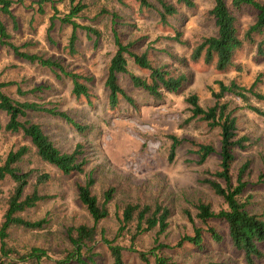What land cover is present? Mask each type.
<instances>
[{
	"label": "rangeland",
	"instance_id": "1",
	"mask_svg": "<svg viewBox=\"0 0 264 264\" xmlns=\"http://www.w3.org/2000/svg\"><path fill=\"white\" fill-rule=\"evenodd\" d=\"M15 1L13 7L19 28L15 29L7 17L4 19L12 36L11 41L32 52L64 57L71 67L92 74L95 81L92 85L91 102L85 99L78 101L71 94L72 85L69 81L57 80L53 72L39 64L20 61L0 44V82L9 83L4 87L6 93L20 101L52 103L60 109L68 110L73 118L90 126L87 131L80 132L69 123L50 115L35 114L31 117L45 127L63 151H72L78 143L84 144L88 162L85 173L65 176L57 168L42 162L31 146L21 163V169L34 171L30 177L31 184L35 182L38 172L51 175L41 190L49 198L26 210L23 215L32 220L47 216L50 222L43 230L14 228L9 244L22 252L29 251L32 247L44 248L48 255L42 264H80L76 260H63L70 257L68 229L82 223L94 225L87 209L78 200L75 184L77 181L84 182L86 173L93 171L96 183L92 190L100 201L109 186L116 188L115 197L109 203V216L97 224L99 233L94 249L97 264H112L113 259L102 241L100 231L105 229L107 237L115 239L122 209L130 201L152 205L163 203L171 210L169 227L165 232L159 234L156 228L137 237L135 246L139 251H149L156 238L174 246L183 235L192 234L194 227L199 226L205 231L202 250L186 244L181 248L164 250L165 254L172 257L176 264H246L240 254L212 240L208 230L212 227L222 231L225 229L224 223L211 220L203 224L195 217V203L199 200L211 203L216 211L225 208L226 204L202 181L208 170L215 171L219 168L220 131L199 118H192L187 97L196 93L200 104L207 108L215 102L212 92L219 91L217 81L228 84L232 80L249 87L258 79L257 89L264 93V57L256 53L254 46L246 45L236 53L235 61L240 65L237 70L233 68L219 71L202 60H190L187 66L170 61L173 67L181 68L189 74L190 82L179 93L164 92L161 99H154L148 92L133 87L130 77L121 74L120 83L134 98L137 106L121 98L117 108L112 109L105 81L108 65L116 50L111 30L113 12H118L130 23V26L122 29L126 38L135 42L134 48L137 51L149 49L157 58L168 62L167 56L160 52L163 48L189 57L191 47L169 39L175 34L172 26H163L157 12L141 9L138 0H83L87 9L78 21L96 27L102 35L95 44V39L87 38L85 31L79 29V54L73 57L68 55L67 49L71 27L57 21L55 27L49 33L47 31L50 17L54 13L51 3H45L42 12L37 0ZM194 1L195 8L182 7L177 19L171 21L191 46L202 37L214 35L217 31L207 13L214 6V0ZM55 5L61 13L66 11V4L56 2ZM250 20L249 17L244 18L243 26ZM128 67L131 72L142 76L149 74L138 67L131 57H128ZM43 85H51L52 88L34 92L35 87ZM222 100L232 101L241 107L237 112L238 133L249 138L247 149L236 151L233 176L236 179L242 165L250 161L243 178L249 182L248 193L253 195L248 206L253 212L264 214V184L260 177L264 172V113L250 110L241 99L229 93ZM250 102L264 111V102L254 98ZM5 121L6 117L3 115L0 128V165L11 150L20 145H30L29 139L21 134L6 132ZM173 135L180 142L173 158H170ZM201 143L212 144L216 149L203 163L199 162L196 154L197 144ZM31 184L27 192L31 191ZM12 187L10 179L0 181V222ZM186 209H189L194 221L188 218ZM133 225L134 223L129 230L117 237L116 243L126 247L127 264H147L138 252L127 249L131 243ZM150 258L151 261L154 260V257Z\"/></svg>",
	"mask_w": 264,
	"mask_h": 264
},
{
	"label": "trees",
	"instance_id": "2",
	"mask_svg": "<svg viewBox=\"0 0 264 264\" xmlns=\"http://www.w3.org/2000/svg\"><path fill=\"white\" fill-rule=\"evenodd\" d=\"M40 11L42 6L51 3L54 9L50 17L48 33L55 27L58 21L61 25L71 27V35L67 45L68 55L79 54V29L85 31L87 38L95 39L96 44L102 32L92 25L81 24L78 19L85 14L87 4L83 0H37ZM66 4V11L61 13L55 3ZM141 9L154 10L163 26H172L175 34L169 39L191 47L189 57L178 55L163 48V53L169 59L168 62L157 58L149 49L137 51L135 42L126 38L123 27L130 26L118 12L112 15V36L115 45V53L108 65L105 85L109 91V104L116 109L121 98L131 105L137 106L134 98L120 83L119 75L126 74L130 77L133 87L148 92L154 99H161L164 92L179 93L190 82L189 74L172 63L187 66L190 60L200 61L213 66L219 71H226L240 65L235 61L236 53L246 45L254 46L256 53L264 57V0H214V6L207 12L209 18L214 22L217 29L214 35L204 36L199 42L191 46L183 34L172 24L177 19L182 7L195 8L194 0H138ZM15 0H0V44L8 48L20 61L39 64L54 73L55 78L60 81L67 80L71 83V94L76 100H88L91 102L92 85L95 77L86 72L71 67L64 57L55 55H44L29 51L11 41V33L7 28L5 18L12 21L15 29L19 28L17 16L13 5ZM249 17L251 20L243 26V19ZM29 45V44H27ZM153 54V55H152ZM128 57L134 59L135 64L149 72L148 75L131 72L128 67ZM171 61V62H170ZM219 91H213L215 97L213 105L205 108L199 102V96L191 93L187 102L191 106L192 118L205 121L211 128L220 131V163L215 171H207L203 178L214 194L222 198L226 207L216 211L211 203L199 200L195 203V217L203 224L211 220H219L225 224V229L220 231L216 228L208 230L212 240L232 252L240 254L246 264L264 263V214L250 210L249 206L253 195L249 194V182L244 180V175L249 168L250 161L245 162L239 170L236 179L233 176V165L237 158V150H245L248 147L247 136L238 133V110L239 105L229 100H222L229 93L241 99L250 110L263 114L259 107L250 102L251 98L264 102V93L257 89L258 79L249 87L243 86L232 80L230 83L217 81ZM9 83L0 82V128L2 127V116L6 117L4 129L11 134H21L29 139L30 145H20L11 150L4 162L0 165V181L10 179L13 182L11 193L7 199V206L0 222V264H42L47 257V251L42 247H32L29 251L22 252L9 244L11 231L14 228L27 230H43L50 222L47 216L32 220L25 218L23 213L35 207L39 202L49 198L42 193V187L49 181L51 175L47 172H38L34 183H30L33 170L24 171L21 163L30 151L31 146L35 149L37 156L44 163L57 168L65 176L85 173L87 158L85 156V145L78 143L72 151H63L46 131L45 127L32 119L35 114H46L69 123L80 132L90 129L72 117L68 110L60 109L52 103H41L36 100L20 101L11 97L4 91ZM51 85L35 87L34 92L50 90ZM41 90V91H40ZM19 92H21L19 90ZM173 144L170 158H173L179 139L173 135ZM196 154L199 162L203 163L215 153L212 144H197ZM264 164V155L262 157ZM261 183L264 184V172L260 175ZM96 183L93 171L86 173L84 182L77 181L76 191L80 203L87 209L94 225L79 224L68 229L67 238L71 244L68 250L69 258L63 260L68 262L76 260L80 264H97L95 259L97 253L94 251L97 234V224L110 214L109 203L114 199L116 188L109 186L103 192V200L93 193L92 186ZM30 192H27L29 185ZM188 218L194 221L189 209L185 210ZM171 210L168 205L155 203L130 201L126 203L119 217V229L117 237L123 231L129 230L134 223L133 232L130 235V251L138 252L140 258L147 264H176L172 257L167 256L164 250L181 248L186 244L202 250L205 244L203 227L195 226L192 234L183 235L173 246L155 239L154 246L149 251H139L135 242L139 235L144 232L158 229L159 234L165 232L169 227ZM100 236L106 244L113 259L112 264H127L125 260L126 247L116 243V239H109L105 229H101ZM154 257L151 261L150 257Z\"/></svg>",
	"mask_w": 264,
	"mask_h": 264
}]
</instances>
